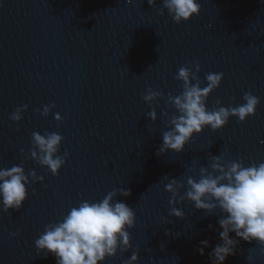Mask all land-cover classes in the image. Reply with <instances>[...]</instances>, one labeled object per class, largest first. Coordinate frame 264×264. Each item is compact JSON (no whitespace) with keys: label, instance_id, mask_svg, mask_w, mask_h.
I'll return each mask as SVG.
<instances>
[{"label":"water","instance_id":"95a60500","mask_svg":"<svg viewBox=\"0 0 264 264\" xmlns=\"http://www.w3.org/2000/svg\"><path fill=\"white\" fill-rule=\"evenodd\" d=\"M198 3V15L176 23L167 9L161 15L162 0H0V168L23 163L26 173L44 177L27 185L19 210L6 213L0 204V264H56L35 247L45 226L82 200L101 201L120 188L130 195L113 203L136 214L131 247L104 264H123L134 251L135 264H211L220 209L210 215L186 199L176 205L185 216H172L165 185L177 179L183 195L189 176L198 179L201 166L211 171L212 155L245 167L264 162V0ZM196 62L201 87L206 74L224 73L207 97L209 110L246 103L249 91L260 103L244 122L231 116L220 129L194 134L182 152L158 155L177 111L168 96L183 92L175 77L185 65L196 71ZM149 88L163 93L151 105L143 99ZM22 105V119L11 120ZM45 105H54L47 116ZM153 107L155 121L147 115ZM33 132L64 137L57 154L68 155L58 175L30 158ZM230 235L240 242L224 264H249L247 257L264 264V244ZM202 240L210 245L204 255Z\"/></svg>","mask_w":264,"mask_h":264},{"label":"clouds","instance_id":"9594fccd","mask_svg":"<svg viewBox=\"0 0 264 264\" xmlns=\"http://www.w3.org/2000/svg\"><path fill=\"white\" fill-rule=\"evenodd\" d=\"M147 2L150 6L157 4V0ZM162 3L161 15L167 9L176 23L190 20L201 11L198 0H162ZM194 67L196 71H192L187 65L180 67L175 77L183 81V92L178 96H168V101L177 111L168 121V130L162 134L163 142L158 149V155L168 150L182 152L194 134L200 133L206 126H211L213 130L220 129L228 123L231 116L244 122L248 116L255 114L260 103L259 97L249 91L243 96L246 103L223 107L219 106L222 102L217 98L216 105L219 107L209 110L206 106L207 97L219 87L224 73L206 74L207 86L201 87V80L197 75L200 71L199 62ZM162 96V92L149 88L143 99L151 105ZM52 106L45 105L41 115L47 116ZM26 108L27 105L17 107L10 119L20 121L21 113ZM147 115L155 121V107ZM55 119L61 121L63 117L56 113ZM63 139L57 132H46L44 135L33 132L30 158L42 166H47L53 175H58L68 155L67 152L63 156L57 154ZM20 151L24 153V149ZM211 160V171L201 166L198 179L194 176L187 178V190L183 195L180 190L185 185L175 178L165 188L172 194L169 200L172 206L169 214L172 216H185L184 211L176 205L186 199L194 202L196 209L205 210L210 215L217 208L220 209L221 215L217 222L222 231L218 232L219 242L212 248L209 257L211 264H224L229 255H235L236 246L240 242L230 233L234 232L235 237L245 241L256 240L264 244V162L245 167L243 161L222 162L220 155H212ZM43 180L44 177L37 175L34 169L26 173L23 163L0 168L2 210L6 213L9 209L19 210L28 197L27 185ZM117 194L128 196L130 189L113 190L97 202L82 200L60 221L47 224L35 240V247L45 256L51 253L56 258V264H104L108 257L116 256L118 250L127 251L131 247V233L128 229L134 226L136 214L123 201L113 203V197ZM18 235V231L9 232L10 237ZM200 243L203 247L198 251L204 255V248L210 246L209 241L202 240ZM138 259L139 253L134 251L123 264H135ZM247 259L250 264L251 257Z\"/></svg>","mask_w":264,"mask_h":264}]
</instances>
